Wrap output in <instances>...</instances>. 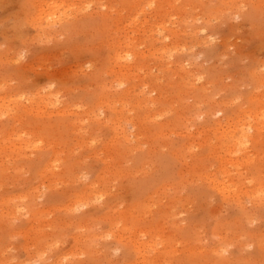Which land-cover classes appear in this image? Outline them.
I'll return each mask as SVG.
<instances>
[{
	"label": "rangeland",
	"instance_id": "374dc122",
	"mask_svg": "<svg viewBox=\"0 0 264 264\" xmlns=\"http://www.w3.org/2000/svg\"><path fill=\"white\" fill-rule=\"evenodd\" d=\"M42 1L0 0V264H264V0Z\"/></svg>",
	"mask_w": 264,
	"mask_h": 264
},
{
	"label": "bare ground",
	"instance_id": "6f19581e",
	"mask_svg": "<svg viewBox=\"0 0 264 264\" xmlns=\"http://www.w3.org/2000/svg\"><path fill=\"white\" fill-rule=\"evenodd\" d=\"M43 1H44V0H43ZM43 1L40 2V3L37 2L38 5L41 4V3H44ZM45 1H46V2H45V4H43V5H47V6H48V9H47V10L49 11V10H50L49 8H56V5L58 4V2H61V1H63V0H61V1H59V0H45ZM61 3H62V2H61ZM61 3H60L58 6L61 5L60 7H62V4H61ZM66 3H67V2H66ZM38 5H37V6H38ZM34 6H36V5H34ZM37 6H36V7H37ZM40 6L42 7V5H40ZM64 6H65V5H64ZM41 7H40V8H41ZM60 7H59V8H60ZM38 8H39V7H38ZM67 8H68V7H67ZM61 9H62V8H61ZM63 9H65V7H64ZM38 10L40 11V9H38ZM42 10H43V9H42ZM42 10H41V12H42ZM51 10H52V9H51ZM39 11H38V12H39ZM45 11H46V10H45ZM62 11H63V10H62ZM65 11H66V10H65ZM68 12H69V11H68ZM51 13H53V12H51ZM58 13H59V12H58ZM38 14H39V13H38ZM47 14H48V13H47ZM62 15H63V14H62ZM50 16H51V15H50ZM42 17H43V16H42ZM54 17H55V16H54ZM46 18H47V17H46ZM48 18H50V17H48ZM58 18H59V17H58ZM60 19H61V18H60ZM41 20H42V19H41ZM58 20H59V19H58ZM46 21H47V20H46ZM55 21H56V20H55ZM47 22H48V21H47ZM51 22H52V21H51ZM53 22H54V21H53ZM58 22H59V21H58ZM136 22H137V21H136ZM141 30H142V29H141ZM143 30H144V29H143ZM145 34H146V33H145ZM163 52H164V50H163ZM118 55H119V54H118ZM133 55H135V54H133ZM165 55H167V54H165ZM116 56H117V55H116ZM119 57H120V56H119ZM116 60H117V58H116ZM119 60H120V59H119ZM123 60H124V59H123ZM125 60H126V59H125ZM118 62H119V61H117V63H118ZM122 62H123V61H122ZM122 62H120V65H121ZM135 63H136V61H135ZM118 65H119V64H118ZM120 65H119V66H120ZM123 69H124V68H123ZM27 100H28V99H27ZM31 101H33V100H30V102H31ZM57 101H58V100H57ZM28 102H29V101H28ZM18 103H19V102H18ZM31 103L33 104V102H31ZM43 103H44V102H43ZM32 104H31V105H32ZM25 105H28V104H25ZM40 105H42V103L39 104V105H37V107L40 106ZM16 106H17V104H16ZM29 106H30V105H29ZM29 106H28V107H29ZM33 106H34V105H33ZM45 106L47 107V104H46V103H45ZM20 107H21V106H20ZM34 107H36V106H34ZM38 108H39V107H38ZM28 109H29V108H28ZM28 111H29V110H28ZM28 111H27V112H28ZM242 114H243V113H242ZM243 115H244V114H243ZM238 119H241V118L238 117ZM238 119H237V121H235L236 119H234V121H235V122H239V124H243V125H245V123H242V122H241L242 119H241L240 121H239ZM244 119H245V118H244ZM229 120H231V119H229ZM232 120H233V119H232ZM246 121H247V120H246ZM247 122H248V121H247ZM231 123H232V121H231ZM231 125H232V124H231ZM236 126H239V125H236ZM214 127H215V126H214ZM216 127H217V126H216ZM243 127H244V128H242V129H240V130H236V128H235V130H234V135H233V134H232V135H229V133H226L225 131L222 133V135L227 139V144H226V145H227V147H228V151H227L228 153H230V151L232 150V149L229 150V149H230V145H231L232 142L235 143L236 145H238L240 151L243 150V148L245 147V144L248 142L249 137H250V136H249V135H250V134H249V129H250V128H249V127L245 128V126H243ZM219 129H220V128H219ZM219 129H218V130H219ZM232 129H233V127H232ZM247 129H248V130H247ZM231 136H232V137H231ZM221 139H222V138H221ZM223 139H224V138H223ZM224 140H225V139H224ZM226 145H225V146H226ZM224 148H226V147H224ZM226 149H227V148H226ZM245 149H246V147H245ZM239 150H238V148H237V151H239ZM240 151H239V152H240ZM224 153H226V152L224 151ZM228 153H227V154H228ZM229 155H230V154H229ZM144 255H145V254H144Z\"/></svg>",
	"mask_w": 264,
	"mask_h": 264
}]
</instances>
